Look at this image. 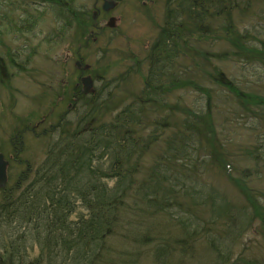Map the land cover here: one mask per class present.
Listing matches in <instances>:
<instances>
[{
    "label": "trees",
    "instance_id": "obj_1",
    "mask_svg": "<svg viewBox=\"0 0 264 264\" xmlns=\"http://www.w3.org/2000/svg\"><path fill=\"white\" fill-rule=\"evenodd\" d=\"M234 1L168 0L156 40L143 59L136 57L129 73L107 80V69L101 74L103 89L89 94L76 87L57 91L58 102L38 120L48 134L43 161L32 174H21L15 187L8 183L0 189V264H123L122 257L140 264L142 247H152L153 264H184L193 256L196 264L199 250L204 258L198 264L204 259L207 264L238 262L234 249L246 229L254 218L264 224V205L261 212L246 183L254 176L264 180V147H246L244 161L250 168L237 167L243 179L233 178L231 144L219 140L204 110L215 106L212 92L226 89L243 109L254 106L264 112V94L242 90L212 65L211 60H259L264 65V41L263 49L244 44L250 34L242 35L236 27L233 12L239 8ZM258 1L246 0L252 5L247 9ZM76 2L35 0L39 8L33 10L26 0H0V86L9 87L10 71L19 60L25 62L6 36L35 29L47 14L46 5L56 13V33L77 30L87 47L97 43L94 39L104 35L95 26L97 6L87 12ZM211 38L220 42L219 51L202 47ZM100 51L97 61L104 62L107 51ZM200 76L217 88L204 90L205 105L170 103L175 92L202 86ZM66 103L70 108L62 113ZM14 128L15 135L36 133L26 120ZM170 132L163 148L162 139ZM198 144L207 145L208 152L196 156L202 150ZM222 167L242 201L204 182L206 170ZM80 209L85 212L75 218ZM120 235L126 245L140 249L119 254L111 242Z\"/></svg>",
    "mask_w": 264,
    "mask_h": 264
},
{
    "label": "rangeland",
    "instance_id": "obj_2",
    "mask_svg": "<svg viewBox=\"0 0 264 264\" xmlns=\"http://www.w3.org/2000/svg\"><path fill=\"white\" fill-rule=\"evenodd\" d=\"M104 1H110L115 7L110 12L104 11L102 9ZM26 2L31 5L36 4L35 0H26ZM117 2V0H78L76 2V7L79 10L87 12L93 10V6H97L94 14L96 12L99 14L98 19H96L99 23L95 26L99 27V33L104 31V35L99 39L96 37L93 42L97 43L90 44L89 47H87L88 44L85 43L83 37L79 36L80 31L71 32L69 30L65 36L56 33L54 27L59 28V25L55 24L56 13L51 12L47 5L44 7L47 14L35 29L30 32H18L6 36V42L10 48L20 51L22 57H25V62L19 60V66L10 71V83L7 79L5 80L9 87L4 86V84L0 86V153L4 154L10 163V187H15L19 182L20 175L27 170H29V175L32 174L44 159L48 134L47 132L43 133L45 128L39 127L38 120L45 113L51 111L53 104L58 102L57 91L61 90L60 92H62L64 89L71 91L75 87L84 91L81 81L86 77H91L94 81L93 90H102L105 83L101 78L102 72L109 70H107L108 75L104 74L107 75V80L117 77L118 72L125 73L127 71L129 73V70L132 69L128 68L135 63L136 57L143 59L145 50L156 40L160 28L165 23L168 0H119ZM234 5L239 8L240 12L246 13L242 16V14H238L239 11L233 12V15L237 17L235 21L239 33L242 35L250 34L247 39L248 42H244V44L247 46L253 44L263 49L261 41H264V0H259L255 6L248 9L247 7L251 3L246 2V0H237L236 3L234 1ZM37 7L39 8V6ZM37 7L34 5L32 9L35 10ZM111 19H115L114 23ZM56 34L59 37L55 38ZM201 45L205 50L211 52L219 51L221 48L220 42L213 38L205 39ZM100 50L107 51V59L104 62L97 61L103 56ZM118 61L122 62L119 67ZM211 61L213 66L222 68L230 78L236 81L242 90L264 94V65L261 61ZM107 63L112 65L107 66ZM205 70L208 72L209 68ZM200 78L202 79V86L175 92L169 98L170 103L172 105L182 103L184 107L205 105L208 96L205 95L204 90L217 88L207 79H203V76ZM212 96L215 106L206 111V105L204 110L210 114L212 127L215 128V134L219 140L227 146L231 144L230 149L234 152V156L229 161L232 163L231 166L235 167L230 172L231 176L237 178L240 175L243 179L242 173L236 168H250L249 161H244V149L252 146L264 147L263 109L254 106L243 109L240 107L238 99L226 89H218L216 93L212 92ZM59 106L55 110H58ZM80 107L81 105L76 110L80 111ZM67 108H70L68 103L61 105L62 113L66 112ZM72 114L78 113L75 111ZM22 120H26L31 128L36 127V133L30 132L24 136H21L22 134L15 135L17 131L14 130V127ZM210 126V121H208L207 129ZM209 133L210 130L208 135ZM170 134L171 132L163 137V148H165L167 137ZM219 140L218 142L221 144L222 142ZM201 146L202 150L196 156L208 152L204 151L208 149L207 145L202 144ZM201 146L198 144L196 148L200 149ZM261 151L264 153V149ZM202 158L210 160V157L202 156ZM252 166L254 167V162H252ZM201 171L204 170L201 169ZM203 180L207 187H216L229 195L231 199L242 201L243 197L238 194L223 167L206 170ZM246 183L248 187L254 189L250 192L259 204L258 209L262 212L264 180L254 176L253 179L252 177L251 179L247 178ZM2 199L3 194L0 193V201ZM83 212L85 211L80 209L74 217L77 218ZM121 238H123L122 235L111 242L119 254L122 251L132 253L134 249H140L139 246L134 248L132 245H126ZM129 241L132 243V240ZM141 249L145 258L141 260L140 264H153L154 254L150 252L152 247H142ZM234 250L235 258L239 257L236 264H247L255 260L264 263V224L261 219L254 218L251 226L246 229ZM148 252L150 253L148 254ZM130 253L126 254L131 255ZM203 254L204 252L201 250L196 252V264L204 258ZM37 255V249L31 253L32 258ZM194 258L193 256L191 261L187 259L188 261H185L184 264H193ZM120 260L124 262L123 264L127 262L133 264L130 259L124 261L122 257ZM203 261L202 264H207Z\"/></svg>",
    "mask_w": 264,
    "mask_h": 264
},
{
    "label": "water",
    "instance_id": "obj_3",
    "mask_svg": "<svg viewBox=\"0 0 264 264\" xmlns=\"http://www.w3.org/2000/svg\"><path fill=\"white\" fill-rule=\"evenodd\" d=\"M114 5L110 1H105L103 5L104 11H109L112 9ZM114 23V19H111ZM111 26H114V24H111ZM82 83L84 86V93L89 94L91 92H94L93 85L94 81L91 77H86L82 79ZM9 161L6 160L5 155L0 153V188H6L8 184V168H9Z\"/></svg>",
    "mask_w": 264,
    "mask_h": 264
},
{
    "label": "flooded vegetation",
    "instance_id": "obj_4",
    "mask_svg": "<svg viewBox=\"0 0 264 264\" xmlns=\"http://www.w3.org/2000/svg\"><path fill=\"white\" fill-rule=\"evenodd\" d=\"M77 65H78V63H77ZM81 90V89H80ZM83 92V91H82ZM84 93V92H83ZM85 94V93H84ZM73 107V106H72ZM72 109V108H71ZM10 170V169H9ZM10 183V182H9Z\"/></svg>",
    "mask_w": 264,
    "mask_h": 264
}]
</instances>
